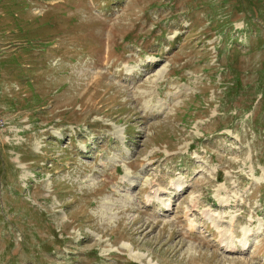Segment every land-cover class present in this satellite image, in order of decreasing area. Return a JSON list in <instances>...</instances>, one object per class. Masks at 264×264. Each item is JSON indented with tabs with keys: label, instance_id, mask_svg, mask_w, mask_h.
I'll return each mask as SVG.
<instances>
[{
	"label": "rangeland",
	"instance_id": "rangeland-1",
	"mask_svg": "<svg viewBox=\"0 0 264 264\" xmlns=\"http://www.w3.org/2000/svg\"><path fill=\"white\" fill-rule=\"evenodd\" d=\"M0 264H264V0H0Z\"/></svg>",
	"mask_w": 264,
	"mask_h": 264
},
{
	"label": "bare ground",
	"instance_id": "bare-ground-1",
	"mask_svg": "<svg viewBox=\"0 0 264 264\" xmlns=\"http://www.w3.org/2000/svg\"><path fill=\"white\" fill-rule=\"evenodd\" d=\"M193 227V226H192ZM236 245H228V248H229V251H232V250H234V247H235ZM242 246V245H241ZM245 246V244L243 245V247ZM244 248H246V246L244 247ZM240 250H241V248H240ZM245 250V249H244ZM130 256L132 257V258H134V259H140V258H143V256H144V253L143 254H136V253H134L133 252V250H131V253H130Z\"/></svg>",
	"mask_w": 264,
	"mask_h": 264
},
{
	"label": "trees",
	"instance_id": "trees-1",
	"mask_svg": "<svg viewBox=\"0 0 264 264\" xmlns=\"http://www.w3.org/2000/svg\"><path fill=\"white\" fill-rule=\"evenodd\" d=\"M237 85H238V84H237ZM237 85H236V86H237Z\"/></svg>",
	"mask_w": 264,
	"mask_h": 264
}]
</instances>
